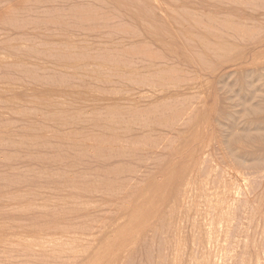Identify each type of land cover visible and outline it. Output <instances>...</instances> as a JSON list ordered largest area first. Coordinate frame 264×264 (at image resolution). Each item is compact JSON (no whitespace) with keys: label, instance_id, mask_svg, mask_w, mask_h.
I'll list each match as a JSON object with an SVG mask.
<instances>
[{"label":"rangeland","instance_id":"374dc122","mask_svg":"<svg viewBox=\"0 0 264 264\" xmlns=\"http://www.w3.org/2000/svg\"><path fill=\"white\" fill-rule=\"evenodd\" d=\"M263 38L264 0H0V264H264Z\"/></svg>","mask_w":264,"mask_h":264},{"label":"bare ground","instance_id":"6f19581e","mask_svg":"<svg viewBox=\"0 0 264 264\" xmlns=\"http://www.w3.org/2000/svg\"><path fill=\"white\" fill-rule=\"evenodd\" d=\"M77 19H78V18H77ZM83 20H84V19H83ZM85 20H86V19H85ZM251 31H252V30H251ZM252 33H253V32H252ZM249 35H250V34H249ZM259 36H260V35H259ZM263 39H264V38H263ZM261 41H263V40H261ZM261 43H262V42H261ZM254 46H255V45H254ZM255 47H256V46H255ZM253 48H254V47H253ZM259 48H260V47H259ZM262 48H263V47H262ZM247 49H248V48H247ZM247 49H245V51H246ZM255 49H256V48H255ZM249 50H250V49H249ZM252 50H253V49H251V51H252ZM258 50H259V49H258ZM258 50H256V51H258ZM263 50H264V49H263ZM242 51H244V50H242ZM245 51H244L243 53H245ZM251 51H250V52H251ZM253 51H254V50H253ZM253 51H252V52H253ZM254 52H255V51H254ZM259 52H261V51H259ZM246 53H247V51H246ZM241 54H242V52H241ZM248 54H249V53H248ZM254 54H255V53H254ZM242 55H243V54H242ZM242 55H241V56H242ZM249 55H251V54H249ZM256 55H257V54H256ZM243 56H244V55H243ZM260 56H262V55H260ZM254 57L257 58L256 56H254ZM254 57H253V58H254ZM258 57H259V56H258ZM255 58H254V59H255ZM254 59H253V61H254ZM258 59H259V61H260V58H258ZM258 59H256V60H258ZM256 60H255V63L257 62ZM55 77H56V76H55ZM59 79H60V78H59ZM61 80H62V79H61ZM49 81H50V80H49ZM96 91H97V90H96ZM98 92H99V91H98ZM91 93H93V91H92ZM143 93H144V92H143ZM92 95H93V94H92ZM101 96H102V95H101ZM205 110H206V109H205ZM191 153H192V152H191ZM188 157H191V156H188ZM192 158H193V157H192ZM189 159H190V158H189ZM185 161H186V160H185ZM196 161H198V160H197V159H196V160L193 159L191 162L189 161L190 163H187V162H186L187 164H185L184 167H183V172H185V174L179 176V178H176L177 180L175 179L174 182H176V181H178V180L180 181V179L182 178V176L186 177L187 174H189V176H190V174H191L190 172H191V171H194V167L196 166V165H195ZM183 162H184V161H183ZM180 163H181V162H180ZM180 163H179V164H180ZM198 163H199V161H198ZM200 163H201V162H200ZM174 164H175V163H174ZM174 166H175V165H174ZM174 166H173V167H174ZM181 166H182V165H181ZM198 166H199V165H198ZM200 166H201V165H200ZM175 168H177V167H175ZM180 168H182V167H180ZM195 168H196V167H195ZM175 171H176V170H175ZM180 171H182V169H181ZM180 171H179V173H178L179 175H180ZM200 171H201V170H200ZM200 171H199V173H200ZM231 171H232V170H231ZM192 173L194 174V172H192ZM176 175H177V174H176ZM174 176H175V174H174ZM177 176H178V175H177ZM177 176H175V177H177ZM171 177H172V176H171ZM173 179H174V177H173ZM169 180H172V178L169 179ZM182 181H183V179L181 180V182H182ZM167 182L170 184L171 181H170V182L167 181ZM172 182H173V181H172ZM172 182H171V183H172ZM181 182H180V183H181ZM184 182H185V181H184ZM185 183H186V182H185ZM207 183H208V181H207ZM178 184H179V183H178ZM172 185L174 186L175 183L172 184ZM176 185H177V184H176ZM176 185H175V186H176ZM180 185H181V184H180ZM180 185H179V186H180ZM234 185H235V184H234ZM167 186H168V184H167ZM173 186H170V187L173 188ZM179 186H177V187H179ZM181 186H182V185H181ZM181 186H180V187H181ZM183 186H184V185H183ZM165 187H166V186H165ZM165 187H164V189H165ZM170 187H169V188H170ZM180 187H179V188H180ZM236 187H237V186H236ZM236 187H234V188H236ZM157 188H158V187H157ZM169 188L167 187L165 190L163 189V190L165 191V193L167 192L166 190L169 189ZM172 188H170L171 190L168 191L169 194H171V195H172L171 192L173 191ZM230 188H232V187H230ZM234 188H232V189H234ZM175 189H176V187H174V191H175ZM181 189H182V188H180L179 190H181ZM183 189H184V187H183ZM202 189H203V188H202ZM156 190H157V189H156ZM158 190H159V189H158ZM163 190H162V191H163ZM228 190H229V189H228ZM238 190H240V189H238ZM175 192H176V191H175ZM233 192H234V191H233ZM237 192H238V191H237ZM157 193H158V192H157ZM160 193H162V192L159 191V194H160ZM165 193H164V194H165ZM227 193H228V192H227ZM167 194H168V193H167ZM169 194H168V195H169ZM175 194H176V193H174V195H175ZM230 194H231V191H230ZM235 194H236V193H235ZM160 195H162V194H160ZM156 196H158V194H157ZM169 196H170V195H169ZM169 196H166V194H165V197H164V196L161 197V198H163L162 201H164V198H165L166 200H168L166 197L169 198ZM201 196H202V195H201ZM208 196H209V195H208ZM158 197H160V196H158ZM158 197H155V198L158 199ZM219 197H220V196H219ZM161 198H160V200H161ZM208 198H209V197H208ZM153 199H154V198H153ZM153 199H152V200H153ZM173 199H174V198L172 197V200H173ZM224 199H225V198H224ZM160 200H159V202H160ZM201 200H202V199H201ZM225 200H226V199H225ZM227 200H228V199H227ZM173 201H174V200H173ZM173 201H172V202H173ZM220 201L223 202L224 200L221 198ZM160 203H161V202H160ZM227 203H228V201H227ZM148 204H149V203H148ZM148 204H147V205H148ZM153 204L156 205L155 203H153ZM153 204H151V205L154 206ZM164 204H166V203L164 202ZM223 204H224V203H223ZM151 205H150V206H151ZM221 205H222V204H221ZM223 206H224V205H223ZM234 206H235V205H234ZM156 207H157V205H156ZM156 207H155V208H156ZM220 207L222 208V206H220ZM135 208H136V207H135ZM139 208H140V206H139ZM152 208H154V207H152ZM160 208H161V207L159 206V208H157V209L160 210ZM136 209L138 210V208H136ZM136 209H135V210H136ZM140 209H141V208H140ZM150 209H151V207H150ZM141 210H142V209H141ZM153 210H154V209H152V211H153ZM224 210H225V208H224ZM224 210L222 209V210H219V211H218V213H219V214H218V217L221 218V216L224 215V213H225ZM227 210H228V209H227ZM132 211H133V213H134V209H133ZM146 211H149V210H146ZM135 212H136V211H135ZM139 212L141 213V216H142V212H141L140 210H139ZM131 213H132V212H131ZM153 213H156V209L154 210V212H152V215H153ZM157 213H159V212H157ZM197 213H198V212H197ZM134 215H138V216H139L140 214H138V213L135 214V213H134ZM130 216H131V215H130ZM143 216H144V215H143ZM132 217H134V216H131V219H132ZM136 217H137V216H136ZM224 217H225V216H224ZM144 218H145V217H144ZM146 218H147V217H146ZM134 219H135V218L132 219V222H133ZM148 219H151V217L148 218ZM221 219H222V218H221ZM221 219H220V220H221ZM143 220H144V219H143ZM207 220H208V217H207ZM134 221H135V220H134ZM147 221H148V220H147ZM126 222H127V221H126ZM135 222H136V221H135ZM135 222H133V223H135ZM137 222H139V219H138ZM137 222H136L135 224H137ZM144 222H145V221H144ZM142 223H143V222H142ZM126 224H127V226H128V222H127ZM123 225H124V224H123ZM123 225H121V228H122ZM142 225H143V224H142ZM127 226H126V227H127ZM130 226H131V225H130ZM133 226H135V225H133ZM136 226L138 227V224H137ZM140 226H141V224H140ZM195 226H196V225H195ZM124 227H125V226H124ZM145 227H146V226H144L143 228L140 227V231H142L141 229H144ZM193 227H194V226H193ZM193 227H192V228H193ZM129 228H130V227H129ZM135 228H136V227H135ZM138 228H139V227H138ZM138 228L136 229V230H137L136 234L139 233ZM125 230L128 231V228H124V232H126ZM133 230H134V229H133ZM119 231H123V230H122V229H121V230L119 229ZM129 231H130V230H129ZM144 231H145V230H144ZM124 232H123V233H124ZM116 233H117V232H116ZM120 233H121V232H120ZM125 234H128V235H129V233H127V232H126ZM125 234H124V235H125ZM110 235H111V234H110ZM121 235H122V233H121ZM128 235H127V236H128ZM133 235H135V232H134ZM139 235H140V233H139ZM108 236H109V235H108ZM113 236H114V234H113ZM127 236H126V238H127ZM130 236H131V235H130ZM130 236H129V237H130ZM115 237H116V236H115ZM118 237H121V236H119V234H118ZM129 237H128V238H129ZM134 237H135V236H134ZM107 238H108V237H107ZM112 238H114V237H112ZM112 238H110V239H112ZM123 238H125V236H124ZM123 238H119V239H118L119 242H120V239L122 240ZM128 238H127V240H128ZM131 238L133 239V236L129 238V241L131 240ZM115 239H116V238H115ZM118 240H116V241L118 242ZM109 241H110V240H109ZM109 241H108V242H109ZM116 241H115V242H116ZM123 241L125 242L126 240L124 239ZM123 241H122V242H123ZM106 242H107V241H106ZM108 242H107V243H108ZM117 242L115 243L116 245H117ZM119 242H118V243H119ZM122 242H120V243H122ZM113 243H114V242H113ZM126 243H127V242H126ZM115 244H112V246H110V247H106L105 245H103V246L106 247L104 250L102 249L103 252H104V253H107V252L110 253L111 250L114 252V250H113L112 247H116V248H117V247L119 246V244H118V246H115ZM122 244H123V243H122ZM113 245H114V246H113ZM124 245H125V244H124ZM124 245H123V246H124ZM107 246H108V245H107ZM120 246H121V245H120ZM118 248H120V247H118ZM118 248L115 249V250H118L117 252H119V254H120V253L122 252V248H123V247L121 248V252L119 251L120 249H118ZM124 248H125V247H124ZM124 248H123V249H124ZM99 249H100V248H99ZM101 252H102V251H101ZM98 253L100 254V252H98ZM109 253H108V254H109ZM188 253H189V252H188ZM188 253L186 254L187 256L189 255ZM190 253H191V252H190ZM102 254H103V253H102ZM110 254L113 256L112 253H110ZM95 255H96V253H95ZM95 255H94V256H95ZM106 255H107V254H106ZM193 255H194V254H192V256H193ZM96 256H97V255H96ZM104 256H105V255H104ZM104 256H103V257H104ZM107 256H108V255H107ZM115 256H116V255H115ZM115 256H114V259H115ZM190 256H191V254H190ZM212 256H213V255H212ZM101 257H102V256H101ZM117 257H118V256H117ZM217 257H218V256H217ZM94 258H95V257H94ZM96 258H97V257H96ZM108 258H109V257H108ZM112 258H113V257H112ZM191 258H192V257H191ZM194 258H195V257H194ZM219 258H220V257H219ZM102 259H104V258H102ZM189 259H190V257H189ZM192 259H193V258H192ZM108 260H110V259H108ZM213 260H214V259H213ZM96 261H97V260H96ZM101 261H102V260H101ZM82 262H83V261H82ZM92 262H93V261H92ZM94 262H95V260H94ZM94 262H93V263H94ZM219 262H220V260H219ZM90 263H91V261H90ZM95 263H97V262H95ZM107 263L110 264L109 262H107ZM102 264H104V263H102Z\"/></svg>","mask_w":264,"mask_h":264}]
</instances>
